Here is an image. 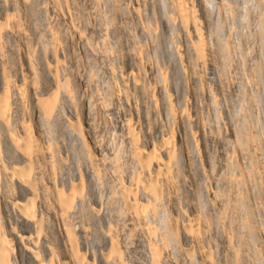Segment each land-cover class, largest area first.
Returning a JSON list of instances; mask_svg holds the SVG:
<instances>
[{
    "label": "bare ground",
    "instance_id": "1",
    "mask_svg": "<svg viewBox=\"0 0 264 264\" xmlns=\"http://www.w3.org/2000/svg\"><path fill=\"white\" fill-rule=\"evenodd\" d=\"M163 1L132 19L153 45L160 24L181 38L172 80L159 52L124 48L116 23L131 16L129 2L0 0V264H264L250 198L264 164L251 160L256 136L224 105L236 47L214 28L217 5H238ZM93 56L110 87L85 98L83 59ZM254 61L247 74L261 70L260 79L264 60ZM96 108L116 121L119 150L100 139Z\"/></svg>",
    "mask_w": 264,
    "mask_h": 264
},
{
    "label": "rangeland",
    "instance_id": "2",
    "mask_svg": "<svg viewBox=\"0 0 264 264\" xmlns=\"http://www.w3.org/2000/svg\"><path fill=\"white\" fill-rule=\"evenodd\" d=\"M125 1L130 3V4H128V3L125 4V6L129 7V8L128 7L127 8L129 9L131 16H129L128 18H123L121 21L118 20V22H120V23H116L117 20H115V23L117 26L116 28H118L119 26H122L121 27L122 28L121 29V37H122L124 48L128 51L137 52V51H139L140 46H142V45L146 46V48L148 47L150 53L151 52L153 53V54L151 53V58H153L154 55L156 57L158 52H159V55L157 56L159 58H157V60H158L159 66L163 69L162 70V76L165 79L172 80V78H173V61L178 56V54L176 53L175 50L183 47V44H182L183 42L180 41L181 40L180 37H178L179 39L177 38V40H174V38L172 36H170V34L168 32H167L168 34H166V30L163 29L164 28L163 25H162V27H160L161 26L160 23H162L160 21V19H161V17H164V15H166L165 14L166 10H164V8H162L165 11V13L163 10H161L163 13L160 12L159 10H157V12H158V16L156 15L157 18L159 17V15L161 17L158 18V21H159L158 23L160 25L157 26V28L153 29V30H155V33H156V31H158L157 40H156V43L154 44L155 45V47H154L153 44L149 43L150 41L148 40V37L147 36L145 37V35H143L145 33V31L143 32V29H140V27L135 23V21L132 18H135L138 15L135 12L136 9H143V10H144V8L146 9V7H145L146 3H147L146 6L148 7V9L145 10V12L147 13L146 15L151 16L152 11H150L149 9L151 7H153L152 5H154V3H155L154 1H156V0H154V1L148 0L150 2V4H151V1L153 2L151 6H150V4L148 5V1H146V0H142V1L140 0V2H142V3H140L138 0H134V1L132 0L133 3L131 2V0H125ZM125 1L123 0L122 3L124 4ZM143 1H146V3H144ZM159 1H161V3H162L161 6L164 7V4H163L164 1L163 0H159ZM234 1L235 0H232V6H233V4L238 5L237 6L238 8L233 6V7H230L228 9H223V8H219V5H217L218 7L215 6L216 7L215 9L218 10V13L215 12V14H216L215 15V21H217L216 22L217 25L214 22V28H217V31H218L217 35H219L218 36L219 39L221 41L225 40V42H228L230 40V46H233L232 48L236 47V50H234V54H233V50H231L232 54L229 57L230 59L232 57H234L233 60L236 59V61H234V63H233V61L229 59L230 63H232L233 65L231 66V64L229 63L230 67L227 66L228 70L225 68V70L227 71V74H229V75H225V77L229 76L228 80H230V82L228 80H227L228 82L225 80V84H224L225 89L228 88V91H227V89L225 91V93L227 94V96L225 95V97H226V99L228 97V99L225 100L224 105L226 106L229 103L228 108L231 110V112H233L232 113L233 117H235L237 119L235 121L238 123V126L240 123V126H239L240 130L245 129L244 131H247L246 128H248L250 130L249 132H251L252 135L254 134L256 136V137L255 136H253V137H255L256 139L258 138L257 140L255 138L254 139H255V143L257 141V143L255 145H257L259 143L258 144L259 146L257 145L256 148L258 149L257 153H260V154L256 153L257 156L255 154H253V155H255L254 156L255 160L256 159L259 160L261 158H263V159L259 160V161L256 160V164H255V162H254L255 160L251 159L253 156H251V158H250L252 160V162L254 163V165L256 166L257 163L261 164L260 161H262V163L264 164V161H263L264 160V71H262V78H260V79H258V78L261 76V74H260L261 70H259L260 72H257L255 70L252 71L251 75L249 74L251 77H249V75L247 74V71L249 70L248 73H250L251 64L249 65L248 62L250 61V63H252L254 61L253 59H256L255 57L257 55H259L258 59H260L261 61L260 60L258 61L256 59L257 63L255 61H254V63L259 64L264 60V53L262 52V48H264V44L261 42V41L264 42V37L261 36L262 35L261 30L262 29H261V26L259 27V25H260L259 22H258V24H256V21H258L257 13L259 14V11H260L258 8L259 3L257 4L258 1L257 0H237V3H236V1H235V3H233ZM136 2L137 3L139 2L138 3L139 6L141 4L143 6L141 5L140 7L139 6L136 7V5H137ZM134 3H135V5H134ZM232 8H234L235 10L232 11L233 10ZM155 9H156V7H155ZM217 10H215V11H217ZM256 15H257V17H256ZM93 16L89 15V18H91L90 20H92L94 23L92 21L91 22L93 24H95V22H98L97 21L98 16L95 15L97 19L95 18V16H94L95 19H93ZM216 18H217V20H216ZM255 18H257L256 21H255ZM204 22H205V19H204ZM112 24H114V23H112ZM112 24H111V26H108V27L109 28L112 27L113 26ZM205 26H206V24H205ZM134 28H135V30H134ZM147 28L145 29L146 32L148 30ZM258 29H260V30H258ZM138 32L141 33V35ZM258 33H260V34H258ZM170 37H172L174 41H172V39H170ZM259 37H262V39H260ZM247 38H249L248 39L249 41L246 40ZM211 40L214 41L213 38ZM250 41H251V44L247 43ZM176 44H177V46H176ZM76 45H78V44H76ZM147 45H149V46H147ZM234 45H236V46H234ZM262 45H263V47H262ZM156 47H158L159 50H158V48H157V50H155ZM248 47L251 48V50L253 51V53L256 56L255 55H253V57L251 56L252 53H250L251 50ZM76 48L81 49V45L76 46ZM152 49H154V50H152ZM241 49H242V51H241ZM260 50H261V52H260ZM263 51H264V49H263ZM245 53H247V54H245ZM260 53H261V55H260ZM85 54L86 53H82L81 55L85 56ZM248 55L250 57H252L253 59L248 58L249 57ZM94 57H96V58H94ZM247 59H249V61ZM83 60H84V62H83L82 70H83V72L86 73L87 81L90 83H88V89L86 91L84 90V88L82 89V94H83V97H85V98H87L88 96L91 97V94H92V97H94L93 92L95 95V93H97V90H99L98 94L99 93L101 94L103 91L102 90L103 87L104 88L110 87L109 83H108L109 86L106 83H104V81L108 82V75H107V72L105 69V67H106L105 66V60L103 57H99V56H93L89 59L86 58ZM247 63H248V65H247ZM262 65H264V63ZM248 66H250V67L248 68ZM254 66H255V64H254ZM262 70H264V69H262ZM255 72L257 73V75H260V76H257ZM253 74L255 76H253ZM225 79H227V78H225ZM253 79H255V81L257 80V83L255 81H253ZM150 80H149V82L152 85L153 81L151 80L152 81V83H151ZM100 81H102V82H100ZM249 82H250V84H249ZM229 83H230V85H229ZM102 84H105V86L104 85L101 86ZM226 84H228V85H226ZM252 84H255V85H252ZM179 97L180 96H177L176 99L177 100L180 99L179 102L180 101L183 102V99H181L182 96L180 98ZM92 99L93 98H91L90 100H92ZM183 103H181V104H183ZM118 105L120 106L119 102L117 103V106ZM97 111H98L97 108H96V110L94 109V112L96 113L95 116H97L98 119L95 116L94 117L96 118V122L97 121L100 122V124L98 122V130L100 132L99 133L100 139L103 138L105 143L108 142V145L111 144L110 146L113 145L114 146V147L112 146L113 148H117V146L120 144L119 143L120 140L118 139V136H119L118 132L115 129L116 121L114 119H110L109 117H105V115L102 112L100 113ZM225 121L226 120H223V122H225ZM241 124H242V126H241ZM244 126H246V127H244ZM247 133H248V131H247ZM160 136H161L160 133L155 134V137L158 141L160 139ZM218 149L220 150L219 147H217V149H216V146H215V150L218 153H220L218 151ZM118 150H119V146H118ZM255 150L256 149H254L252 152L254 153ZM123 155H124V153H123ZM260 156H261V158H260ZM124 157L127 158L126 152H125ZM257 157H259V158H257ZM248 164L250 166L251 161ZM248 164H244V167L245 168L249 167ZM258 166H260V168H261L260 174L264 175V165L263 166L258 165ZM260 174L258 175V177H256L258 180L260 179L259 180L260 182L259 181L257 182L256 178H255V179H253V182L255 181L254 184L253 183L251 184L255 188L254 187H253V189H252V187L250 188L251 189L250 193L252 194V196H250V198L253 201L252 206L251 205L250 206L252 207V210H253V207L254 208L256 207L257 210L254 209L255 211H253V215L256 218L257 223L260 221L261 224H259V223L258 224L264 228V226H263L264 224L262 225V222L264 223V213H262V212H264V207H263L264 206V203H263L264 197H263V195H261V197H260V194L264 193V191H261V190H264V188H263L264 176L263 177L261 176V178H260ZM257 184H259L258 186L263 185V186H260L263 189L260 187H259L260 188L259 189ZM260 191H261V193H260ZM250 198H249V203L251 202ZM262 204H263V206H262ZM259 209H260V211L261 210L262 211L260 212ZM258 218H259V220H258ZM263 239H264V237H263ZM139 252H141V250L136 249L135 251L131 252V254L133 255V257L135 256V258L141 259L142 255H141V253L139 254ZM138 256H139V258H138ZM251 256L254 260L255 257H253V255H251ZM254 262L256 263V259L254 261H252L251 263L255 264Z\"/></svg>",
    "mask_w": 264,
    "mask_h": 264
}]
</instances>
